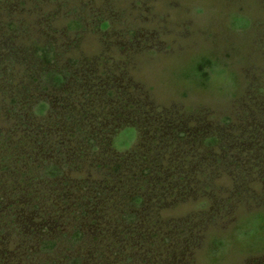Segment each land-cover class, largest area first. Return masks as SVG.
I'll list each match as a JSON object with an SVG mask.
<instances>
[{
    "label": "trees",
    "instance_id": "obj_1",
    "mask_svg": "<svg viewBox=\"0 0 264 264\" xmlns=\"http://www.w3.org/2000/svg\"><path fill=\"white\" fill-rule=\"evenodd\" d=\"M85 18L86 15L78 14L66 27L76 38L84 30ZM96 23L103 34L111 26L103 16H96ZM28 28L29 25L19 20L5 24L11 38L29 36ZM5 43L0 44V167L4 176L7 175L8 184L0 183V208L6 204L10 210L24 207L36 214L46 209L57 216L51 217L53 223L67 213L64 222L73 224L72 233L62 238L70 245L84 239L75 219L80 212L83 218H96L90 221L92 227L102 220L105 233L100 230L102 235L96 241L100 244L106 237L109 245L99 249L103 252V257L97 254L100 264H131L133 260L140 261L138 264H170L172 243L181 245L178 240L185 237L186 242H192L198 236L187 225L173 228V222L157 216V209L165 206V200L174 202L176 196L185 193L183 197L197 201L195 212L205 214L211 209L227 211V203L233 200L240 205L256 197L258 201L254 184L264 195V184L257 182L259 177L264 182V126L260 122L243 125L242 120V130L232 126L223 129L220 125L232 123V117L225 116L215 124L220 130L213 125L211 133L190 137V126L199 118L178 113L170 120L163 112L154 111L156 120L148 126L146 113L154 110L150 106L138 114L142 122L135 120L138 122L135 124L130 118L134 115L133 105L127 106L119 95L136 90L128 82L130 79H123L122 75L118 78L109 68V73L102 71L97 75L93 58L85 61L77 54V47L64 51L46 38L28 37L19 50ZM89 82L96 87L98 84L97 90L91 92ZM261 105L257 113L264 121V103ZM247 115L246 111L244 118ZM184 125L188 128L183 129ZM169 126L171 130H167ZM131 128L137 142L135 147L117 138L123 129ZM250 128L258 129L256 133L260 137L252 134V137L248 135L250 140L243 138L245 130ZM21 130H26V134ZM19 131L15 142L13 136ZM222 131H229L230 138H223ZM143 132L150 136H144ZM227 157L232 166L224 173L232 182L234 195L228 201L219 198L217 202L211 197L213 170L209 168V160L215 159L217 167L222 169ZM86 163L95 167L85 177L86 181H92L81 189L74 188L68 174ZM16 164L22 165L23 170ZM249 171H254V179ZM41 184L54 190L55 201L51 199L53 190L49 188L42 193ZM194 185L200 187L196 190L198 194L190 195ZM21 194L28 199L24 206L22 201H17ZM7 200H10L8 204ZM217 204L221 210L216 208ZM50 225L51 229L55 226ZM45 233L49 235L47 229ZM39 238L38 251L42 255L53 254L60 242L55 237ZM122 249L126 250L125 258ZM67 261V264H83L82 258L68 257Z\"/></svg>",
    "mask_w": 264,
    "mask_h": 264
},
{
    "label": "rangeland",
    "instance_id": "obj_2",
    "mask_svg": "<svg viewBox=\"0 0 264 264\" xmlns=\"http://www.w3.org/2000/svg\"><path fill=\"white\" fill-rule=\"evenodd\" d=\"M72 11L76 13L73 15ZM78 14L87 16L83 21L84 30L79 32L80 38L66 28ZM96 16H103L110 23L107 33L98 30ZM9 20L29 25V36L9 37L11 33L5 30ZM28 37L33 40L46 38L64 51L71 46L73 49L77 47L76 52L82 59L93 58L92 66L97 75L109 68L110 73L118 78L122 75L123 79H130L128 82L136 90L119 95L127 106L133 105L134 115L130 118L135 124L141 121L138 114L151 106L154 110L148 114L145 112L148 126L156 120L154 111L163 112V116L170 117V120L178 113L199 118L190 126V137L211 133L210 126L213 125L219 130L231 126L242 130V120L245 121L243 125L258 121L264 126L257 113L264 103V0H0V44L6 42L5 45L9 43L19 50ZM97 88L98 84L97 87L91 84V92ZM246 111L248 115L244 118ZM225 116L232 117V123L215 127ZM178 119L183 120V117ZM171 128L169 126L167 130ZM131 129H123L117 138L119 142L132 143L135 147L137 142ZM257 130H245L243 138L252 137V134L260 137ZM21 131L26 134V130ZM222 135L230 138L229 131H222ZM19 136L20 131L13 136L15 142ZM255 142L260 144V141ZM225 160L222 169L217 167L215 159L209 160V168L213 170L210 185L211 197L228 201L234 194L232 182L224 172L228 173L232 165L228 157ZM89 163L68 174L74 188L81 189L87 186L86 182L92 181L85 180L86 173L95 170ZM16 167L23 170L20 164ZM249 172L250 178L254 179V171ZM6 178L0 167V183L8 184ZM257 179L259 185L264 184L260 177ZM254 186L260 197L258 201L256 197L240 205L233 200L227 203V211L211 209L198 214L194 209L197 201L183 197L185 193L182 192L176 196V201L165 200L164 207L156 208L161 220L173 222V228L187 225L190 232L196 231L198 236L192 242H186L185 237L178 240L181 245L173 242L170 250L174 251L172 255L169 253L168 263L264 264V195L257 184ZM40 187L41 192H47L49 188L53 190L42 184ZM197 188L200 187L192 186L191 189L195 190L190 195H197ZM52 193L51 199L55 201L54 190ZM26 197L19 195L18 203L22 201L24 206L28 200ZM4 205L0 208V264H67L68 257L82 258L83 264H100L97 254L100 257L103 252L99 249L109 245L106 237L100 244L96 241V237L102 235L99 231L104 232L101 219L92 227L90 221L96 218H83L78 211L76 224H80L84 239L70 245L62 238L72 233L73 224L64 222L67 213L53 223L51 217L55 219L57 216L46 209L36 214L24 207L10 210ZM216 208H219L218 204ZM50 224H54V228H48ZM46 229L49 235H45ZM47 236V239L59 238L60 242L53 254H39V237ZM122 252L124 256L126 250L122 249ZM132 263L140 261L133 260Z\"/></svg>",
    "mask_w": 264,
    "mask_h": 264
},
{
    "label": "flooded vegetation",
    "instance_id": "obj_3",
    "mask_svg": "<svg viewBox=\"0 0 264 264\" xmlns=\"http://www.w3.org/2000/svg\"><path fill=\"white\" fill-rule=\"evenodd\" d=\"M35 233V232H34Z\"/></svg>",
    "mask_w": 264,
    "mask_h": 264
}]
</instances>
